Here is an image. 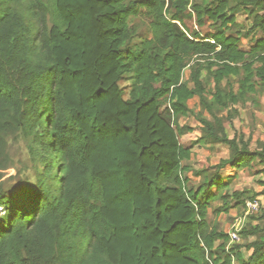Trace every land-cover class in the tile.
<instances>
[{
  "label": "trees",
  "instance_id": "obj_1",
  "mask_svg": "<svg viewBox=\"0 0 264 264\" xmlns=\"http://www.w3.org/2000/svg\"><path fill=\"white\" fill-rule=\"evenodd\" d=\"M18 3L0 0V169L9 132L43 162L32 185L7 189L0 177V264H264V239L228 245L226 233L206 230L211 200L229 209L226 181L204 178L193 188L177 173L208 139L229 150L216 172L257 162L264 174V140L251 151L250 138H229L224 125L233 106L264 91V0ZM143 8L149 34L129 21ZM238 8L249 15L243 25ZM249 33L259 37L245 47L240 36ZM188 56L206 59L211 88L200 67L191 87L183 80ZM126 74L133 82L123 98ZM234 77L237 92L221 88ZM191 98L212 120L197 117L201 136L186 146L180 136L193 128L178 118L192 113ZM243 193L231 197L238 203ZM257 220L243 239L264 233V213Z\"/></svg>",
  "mask_w": 264,
  "mask_h": 264
},
{
  "label": "rangeland",
  "instance_id": "obj_2",
  "mask_svg": "<svg viewBox=\"0 0 264 264\" xmlns=\"http://www.w3.org/2000/svg\"><path fill=\"white\" fill-rule=\"evenodd\" d=\"M18 4L23 7L24 0H19ZM27 8L28 6L23 8V12L25 14L28 12ZM235 15L237 17V23L242 25L244 24L245 19L249 16L242 8H238ZM129 21L135 26L138 34H149V24L152 21V16L148 10L144 8L139 9L134 16L130 17ZM188 23L194 29H197L193 21H189ZM207 29L209 30L210 28L206 27L204 30ZM233 29L236 31L238 27H233ZM210 31H214V28H211ZM257 37H259V34L256 35L249 33L247 35H241L240 39L242 44L247 47L251 44L254 38ZM137 43H139V39L134 38L131 45H135ZM184 62L186 67L183 72V80H186L188 84H191L190 73L200 67L204 86L208 89L212 87L213 83L211 76L203 69V67H206L208 63L205 58L188 56ZM237 79V77H234L223 80L221 88L226 91L231 87L235 92H237ZM132 82V74L124 75L122 80L119 82L120 87L123 89V98L128 97L127 93L132 86ZM251 97L254 99L255 105L250 104L249 98ZM209 98V94L204 96L205 100H209ZM249 98L246 99V102H238L235 106H233V109H236V112L235 117L232 120V124L228 125V123L225 122L224 125L229 138H232L233 136H243L244 139L250 138L249 149L253 151L258 149L261 141L264 140V91L258 90L255 94H250ZM188 105L192 110V113L179 117L178 122L180 125L188 127L197 125L196 127H198L199 124L197 122V117L212 120L211 115L203 108L202 105H200L197 98L189 99ZM212 111L218 116H225L227 112L226 109L214 107H212ZM200 135V132L197 134V132L194 131L193 133L187 134L188 138L183 136L180 137V140L187 146L190 143H193L195 139L199 138ZM3 140L4 145L3 155L1 158L2 168L0 169V177L5 184V187L7 189H11L19 183H28L29 185H32L35 176L34 172L37 167L41 166L43 161L38 155L33 157L29 150L28 141L22 137L19 132H9L3 136ZM208 141L209 142L200 141L198 143L200 146L194 145V147L191 148V159L190 162L187 163L189 164L191 170H196L201 174L195 175L192 173L194 179H192V183L189 185L194 188L203 182L204 178L210 180L218 176L219 179L226 181L227 186L223 192L230 195V199L228 211H221L224 204L218 196L209 202L206 210V230L209 231L213 228L219 232L227 234L234 216L243 211L246 200L253 198H257L259 200L260 209L258 212L253 214L255 216L253 219L250 218L247 221L248 223L245 224V229L259 225L260 221L257 220V217L264 213V195H258L256 197L252 196L264 189V187L258 182L264 180V174L259 172L260 166L257 162H254L252 167L242 168L235 171L227 166L223 170L216 172L213 169L214 165H216L221 159H226L229 155V150L227 146L223 144H215L212 140ZM208 146L210 148H208ZM46 160L48 163L50 158ZM235 191H244L242 196L239 198L238 203L234 200L233 196L231 197L232 193ZM262 239H264V233H257L247 239H243L240 236V240L237 243L248 245L252 241ZM242 253L244 257H248L250 251L243 248Z\"/></svg>",
  "mask_w": 264,
  "mask_h": 264
},
{
  "label": "built area",
  "instance_id": "obj_3",
  "mask_svg": "<svg viewBox=\"0 0 264 264\" xmlns=\"http://www.w3.org/2000/svg\"><path fill=\"white\" fill-rule=\"evenodd\" d=\"M260 209V202L257 198L246 200L244 203L243 211L235 215L231 223L228 235V245L240 240V232L245 227V224L249 220V217ZM228 247H226L227 249Z\"/></svg>",
  "mask_w": 264,
  "mask_h": 264
},
{
  "label": "crops",
  "instance_id": "obj_4",
  "mask_svg": "<svg viewBox=\"0 0 264 264\" xmlns=\"http://www.w3.org/2000/svg\"><path fill=\"white\" fill-rule=\"evenodd\" d=\"M188 86L189 87H191V84H188ZM178 124H179V122H178ZM180 125V124H179ZM180 126H183V125H180ZM191 126V125H190ZM197 125H194V126H192L191 128H193V130L191 131V132H184L180 137H183V136H185V138H188L187 137V134H189V133H193L194 131H196L197 132V134L200 132V125L198 126V127H196ZM201 133V132H200ZM201 136V135H200ZM183 140H185V139H183ZM196 140V139H195ZM181 141V140H180ZM204 141H207V142H209L208 141V139L207 140H203V142ZM182 142V141H181ZM183 143V142H182ZM207 144H210V143H207ZM206 144V145H207ZM215 144H220V143H216L215 142ZM197 146H200V144H196ZM210 146V145H209ZM208 146V148H210ZM194 147V146H193ZM191 152H192V150H190V157L188 158V159H185L186 161H182L181 162V167L183 168V170L182 171H178L177 173L179 174V177H180V179H181V181L182 182H184L185 180L187 181V182H185V183H187V186L188 187H192V186H190L189 184L190 183H192V179H194L193 178V175H192V173L194 174V172L196 171V170H191V168H190V166H189V162H190V159H191ZM188 162V163H187ZM198 170V169H197ZM197 188V187H196Z\"/></svg>",
  "mask_w": 264,
  "mask_h": 264
}]
</instances>
